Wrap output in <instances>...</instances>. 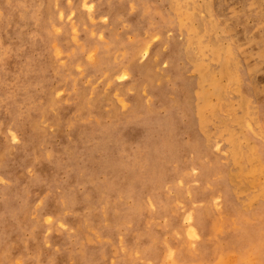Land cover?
<instances>
[{"label":"rangeland","instance_id":"1","mask_svg":"<svg viewBox=\"0 0 264 264\" xmlns=\"http://www.w3.org/2000/svg\"><path fill=\"white\" fill-rule=\"evenodd\" d=\"M31 2L23 32L0 49L10 92L34 63L12 113L0 91V264H185L206 242L212 261L225 197L255 225L264 132L252 137L246 120L264 128V0ZM236 42L260 70L259 90L240 99L229 91ZM226 104L243 112L240 124L221 108L210 115ZM227 137L240 171L225 180ZM10 169L18 179L5 191ZM249 171L253 184L241 186ZM200 214L208 237L189 234Z\"/></svg>","mask_w":264,"mask_h":264},{"label":"bare ground","instance_id":"2","mask_svg":"<svg viewBox=\"0 0 264 264\" xmlns=\"http://www.w3.org/2000/svg\"><path fill=\"white\" fill-rule=\"evenodd\" d=\"M32 3L33 2H31V0H8L3 6L0 5V49L2 48V44L5 41V39L9 36V34L16 33L18 36L21 35V33L23 32L24 24L26 23L28 18V16H24V13L27 12L29 14L32 7H34ZM262 15L264 16V13L259 14V17L257 19L264 21ZM167 23H168L167 19L166 20L159 19V25L161 26V28H164V26ZM243 46L244 45L239 42L235 43V49L232 55V61L234 63L229 68V73L231 74V78H232V84L229 88V91L236 98L238 97V99H240V94L244 93L245 90H259V81H260L259 73H258V71L260 70L258 68L251 70L248 68L247 63L246 62L244 63L245 58H244ZM18 49L19 47L16 46L15 50L17 51ZM16 51L12 55L10 61L11 64L8 65L7 75H11L12 72H15L14 65L17 64ZM134 54H135L134 51L130 52L131 56H133ZM33 65L34 63L29 62L26 66L20 68L19 75L13 76V81L16 83L14 92H10L8 90L7 76L1 74L0 72V91H2L7 95L4 105L11 113L13 112L14 108L17 105L18 97L20 96L23 88L25 87L29 74L32 72L34 68ZM223 69L224 68L222 65L217 66L212 64V70L214 72L223 71ZM258 93H264V90H260ZM223 100L221 104L223 103ZM74 103H76V101L72 100L71 102H69L68 107L75 105ZM198 106H199V100L198 99L194 100L192 102V107L196 109V107ZM220 108L221 111L223 110L230 112V108L227 104L224 105V107L220 105V107L218 106L217 108H212L210 115H212L214 119H217V115L220 113L219 111ZM238 112L236 111L230 112L232 121L235 125L240 124L242 120L243 112L241 111L240 113ZM60 121H62V119ZM195 124L197 126L196 129L198 133L204 130L205 121L203 119L196 118ZM246 124L249 126L251 135L254 138L258 136L261 131L264 132V128L259 124L258 121H255L253 119H247ZM0 132H2V128L0 129ZM200 137L203 136L200 135ZM226 141H227V147L231 151V155L229 160L230 161L229 166L227 168L226 173L223 175V178L225 180H228L230 172H236V171L238 172L240 171V169H236L235 167L236 155L233 150V144L232 142H230L228 137L226 138ZM165 145L168 148L173 149V150H167L171 154L176 153V150L180 149V147L175 146L173 141H170ZM202 145H203L202 142H198L196 147L198 146L200 147ZM2 152L6 153V149L5 148L0 149V155H2ZM18 152L20 154L19 150ZM49 158L54 161L56 159V156L55 154H52L49 156ZM16 161L17 160H15L14 162ZM6 165H8L7 161L0 164L1 172L7 168ZM9 172L10 173L7 176L9 180V187L4 188L5 191H11L16 186V182L18 179V175L15 172L12 173L11 169ZM239 184L241 186L253 184L252 172L249 171V175L242 178ZM257 193H258V199L260 200L259 209L261 210V216L257 214L253 215V222L255 223V225H250L249 221H246V225H244L242 221V214L232 211L231 200L230 198L225 197L226 201L222 214L228 212L229 216L225 219L224 216H222L220 213L221 216H219V218L216 220L214 225L211 226L212 235L210 241L213 244V249H212L213 260L208 261V259H206V254L207 255L209 254L208 252L209 244L208 242H206L205 244L194 250L195 252L194 261L190 260L191 257L187 259V257L185 256L186 257L185 264H264V186L258 188ZM18 211L21 212V210ZM212 217L214 219L213 215ZM195 226H196L194 227L195 229L192 228L189 232L191 236H197L200 232H203L204 236L208 237L209 234L204 225V218L202 214L196 217ZM167 254L172 255L170 251H168ZM163 258H165V256ZM168 262L169 261L167 260L166 262H164V264H180L177 262L176 263L175 262L168 263Z\"/></svg>","mask_w":264,"mask_h":264}]
</instances>
